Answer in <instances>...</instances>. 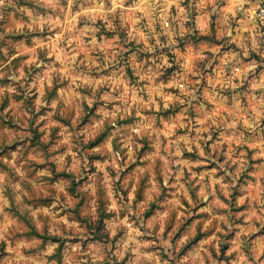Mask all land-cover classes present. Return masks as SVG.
I'll list each match as a JSON object with an SVG mask.
<instances>
[{
	"label": "clouds",
	"instance_id": "clouds-1",
	"mask_svg": "<svg viewBox=\"0 0 264 264\" xmlns=\"http://www.w3.org/2000/svg\"><path fill=\"white\" fill-rule=\"evenodd\" d=\"M0 264H264V0H0Z\"/></svg>",
	"mask_w": 264,
	"mask_h": 264
}]
</instances>
